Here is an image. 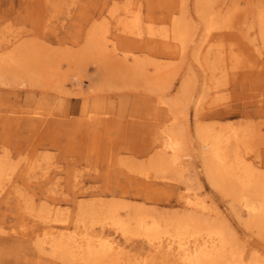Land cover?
I'll use <instances>...</instances> for the list:
<instances>
[{
    "label": "rangeland",
    "instance_id": "obj_1",
    "mask_svg": "<svg viewBox=\"0 0 264 264\" xmlns=\"http://www.w3.org/2000/svg\"><path fill=\"white\" fill-rule=\"evenodd\" d=\"M192 1L187 2L189 9ZM217 1L229 9L236 3L232 27L205 31L201 17L190 12L183 26V50L153 48L144 41L127 44L114 38L118 58L128 56L124 61L108 52H103L105 57L95 54V45L87 43L92 25L101 38L105 33L111 39L110 33L117 32L113 16L123 12V5L131 8L134 4L139 6V24L145 30L147 25L158 31L171 30L173 21L181 18L164 11L158 0H47L38 2V8L19 0H0V56L6 57L20 45L38 54L41 43L54 53L50 62H44L43 71H39L43 63L35 69L39 80L32 82L37 84L34 86L17 68L0 67V117L35 116L27 112L42 111L36 117L50 121L48 129L46 122L30 126L22 121L20 127L26 126L12 132L6 125L12 127L13 122L0 123V141L6 143L8 162L14 169L0 188V264H73L40 253L30 234L19 233L40 227L36 215L52 207L59 209L65 223L103 232L119 244L124 251L119 264L172 263L141 237L124 236L106 224L107 202H116L115 211L121 217L137 203L144 214L169 220L190 216L220 227L226 251L240 254L244 264H264V227L257 231L248 224L250 218L242 213L225 180L220 184L222 190L211 185L203 169L206 149L195 135L197 122L201 127L215 122L217 130L230 123L239 128L240 138L259 137L256 152L264 154V102L259 103L264 98V84H257L250 73L264 65L260 30L264 0ZM211 92L217 97V108L221 102L229 103V108L247 102L250 114L208 116L203 106ZM259 106L260 112L256 111ZM93 117L112 120L115 127L98 124L95 135V130L86 129L87 120ZM57 120L67 125V132L62 127L53 135L51 124ZM77 124L80 133L72 131ZM71 131L74 134L66 137ZM165 131L181 142L175 164L157 163L152 155L157 137ZM239 142L232 139V146L239 144L238 150L243 152ZM59 145L63 146L60 151ZM248 154L256 164V153ZM104 158L113 159L110 167ZM153 161L157 164L152 165ZM72 166L82 179L77 187L70 180ZM43 171L58 177L52 180L59 183L56 190H47L54 188L48 186L50 181L40 189L48 181L40 176ZM106 174L108 183L102 178ZM106 186L109 190H103ZM182 193L193 194L197 207L184 206L179 199Z\"/></svg>",
    "mask_w": 264,
    "mask_h": 264
},
{
    "label": "bare ground",
    "instance_id": "obj_2",
    "mask_svg": "<svg viewBox=\"0 0 264 264\" xmlns=\"http://www.w3.org/2000/svg\"><path fill=\"white\" fill-rule=\"evenodd\" d=\"M44 1L47 0H19L20 3L31 4V8H38V2ZM158 1L164 4L162 6L164 11L177 14L179 18H181V21H173L171 30L158 31L153 29L150 25H147L146 30L142 29L139 24L141 19L139 6L134 4L131 8H128L123 5V12L113 16L114 29L117 32L113 34L110 33L111 39H109V35L107 36L105 33L101 38L100 34H97V29L94 24L89 30L90 35L88 36L87 43L91 42L95 45V54L99 52L102 57H105L103 52H108L111 57L126 61L128 59L127 54H123L122 58H118L112 39L115 38L121 42L125 41L127 44L144 41L145 45L153 46V48H158L160 46L169 51L183 50L185 44L183 26L186 24L185 19H187L190 12L201 17L205 31H210L212 28L221 29L223 27H232L236 22L233 18L236 10L235 2L231 3V8L229 9L227 5L222 6L217 3V0H193V6L189 9L187 7L188 0ZM168 4H170V7ZM27 7H25V9H27ZM260 22V30L263 33L262 41L264 43V16H260ZM39 45L42 47L40 51H38L40 52L38 54L31 53L33 49H29L26 45L15 47L9 51L6 57L0 56V67L2 69L17 68L20 74L22 73L25 75L24 80H28L30 83L39 80L38 71H35V69L43 63L39 68V71H43L45 68L44 62H50L51 57L54 55V53L51 52V48L42 43ZM250 73H252L254 79L257 80V84H264V65ZM249 81L251 82L252 78H249ZM32 85L34 86L37 84L32 83ZM211 93L212 94H210L205 101L206 106H203L208 116H225V114L231 113L237 115L250 114V112L246 110L247 102H243L242 107L235 105L236 107L233 108H229L231 106L229 103L221 102V107L217 108L216 106L219 105L217 97L214 92ZM66 101L68 102L69 100ZM259 101V103H263L264 98L261 100L259 99ZM260 107L261 106H259V108L255 107L256 111L260 112ZM27 113L34 114L35 116H1L0 123L3 121L13 122L12 127L6 125L7 130L9 129L11 132L12 129H20L26 126L25 124L20 127L22 121H25L23 123L30 122V126L33 123H38L36 125L38 126L46 122L45 125H47V129L50 127V124L48 126L50 121H45L36 117L41 115L42 111H29ZM67 114L66 112L64 115ZM87 121V131L94 132L95 126L98 124L103 126V128H108L109 125L115 127V123L112 120L105 118L95 120V117H93L92 120ZM61 122L62 120H57L51 124L53 135L57 132L59 134V130H61L62 127L66 132L68 131V129H66L67 125ZM129 123L131 124V122ZM215 126V122L207 123L206 127H201L198 122L195 125V135L199 143H202L203 147L206 149L204 152L205 157L203 162L205 163H203V169L214 188L222 190L220 184H223L225 180V184L229 187V190H231L230 193L233 198L241 205L242 213L250 218L248 224L252 227H256L257 231H260L264 227V154H257L255 144L261 139L255 134H250L246 137L242 135V138H240L238 133L239 128L234 127V125L230 123L219 126V130H217ZM78 127V124L76 126L72 125V131L76 132ZM123 128H125L124 125ZM72 131L71 133L69 132L66 137L73 135L74 133ZM77 131L79 132V129ZM59 138L61 139V137ZM92 138H94V136ZM232 139L241 141L239 143L244 145L243 152L238 150L239 144H236L234 147L232 146ZM3 143L4 141H0V147L2 148V153L0 154V188L2 181L4 179L9 180L14 173V169L10 167L8 162L9 154L7 145ZM85 143L88 149H92L90 143ZM180 143L181 142L175 134L166 131L161 133L154 144L156 150L152 155L154 159H156L155 161L159 163L162 160L164 163L175 164ZM16 146L20 149L18 142H16ZM62 147V145H59L57 150L60 151ZM80 148H82L81 145ZM249 152L256 153L255 156L258 158L256 164L248 157ZM105 160L109 161L107 165L110 167L113 159L104 158L103 161ZM155 161L152 162V165L157 164ZM75 162H78V160L74 161L73 165H76ZM22 170L24 169L22 168ZM21 174L20 177L24 179V174ZM53 174L57 173L54 172ZM141 174L144 178L148 177V174L145 172H141ZM69 175L74 187H77L82 182V179L79 180L81 175L76 169H73V166L69 170ZM40 176H44L48 179L47 182H43L40 185L41 190H44L43 187H45L49 181L50 183L48 186H53L54 188L52 189L49 187L47 190H56L55 187H57L59 183H57L56 180H52L58 177L55 175L51 176L50 173L47 174L46 171H43ZM102 178L108 183L107 174L104 177L102 176ZM114 180H117V178ZM141 180L145 185L149 184L143 179ZM148 187H151V184H149ZM78 188L81 189L82 187ZM104 189L109 190L107 186L104 187L103 190ZM179 199L182 204L187 207H193L198 204L194 195L190 193L180 194ZM107 206V209H109L107 212L109 213H107L108 221H106V224L124 236L141 237L148 243L151 249L167 256L169 260L172 261L171 264H244V259L240 254L226 251V242L220 227H215L209 223L197 222L190 216L176 217L169 220L158 218L150 214H144L143 206L137 203L130 207L132 210L127 213L126 217H121L119 213L115 211L117 209L116 202H107ZM128 206L129 205L126 204L124 207L128 208ZM58 214V208H49L43 214L36 215L38 218L37 220L41 223L40 227L32 228L30 233L23 232L22 230H20L19 233L25 235L30 234V239L40 253L44 252L51 256H58V258L64 262L68 261L73 264L120 263L124 251L113 239L105 236L103 232L95 233L88 231L85 227H80L76 223H71L73 225H69L70 223H65L66 220ZM58 224L62 227H57ZM254 259L256 260V258ZM133 264L141 263L134 262ZM249 264L259 263L257 261H252Z\"/></svg>",
    "mask_w": 264,
    "mask_h": 264
}]
</instances>
